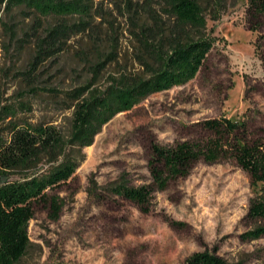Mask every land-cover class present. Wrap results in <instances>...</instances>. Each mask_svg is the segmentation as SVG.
<instances>
[{
    "label": "rangeland",
    "instance_id": "obj_1",
    "mask_svg": "<svg viewBox=\"0 0 264 264\" xmlns=\"http://www.w3.org/2000/svg\"><path fill=\"white\" fill-rule=\"evenodd\" d=\"M128 1L102 0L96 20L101 36L120 38L122 60L109 68L113 72L133 66ZM132 1L135 6L143 2ZM227 3L221 18L208 19L215 44L197 77L150 95L103 127L74 176L49 192L64 201L58 220L50 219L46 206H35L31 247L19 264H184L205 251L229 264H264V238H243L264 224L248 217L251 178L231 159L199 161L188 177L154 193L149 213L112 191L119 181L151 185L153 145L203 142L210 135L202 126L206 120H245L251 137H264V16L250 11V0ZM34 18L24 6L0 7V111L15 106L22 122L55 124L68 136L73 109H67L63 93L93 76L69 51L42 65L32 85L38 91H32L20 74L35 55L36 37L27 36ZM55 22L43 20L46 26ZM108 77L96 85L103 89ZM44 88L56 89L59 96ZM17 179L0 177V184Z\"/></svg>",
    "mask_w": 264,
    "mask_h": 264
},
{
    "label": "trees",
    "instance_id": "obj_2",
    "mask_svg": "<svg viewBox=\"0 0 264 264\" xmlns=\"http://www.w3.org/2000/svg\"><path fill=\"white\" fill-rule=\"evenodd\" d=\"M101 2L0 0V7L24 6L35 14L27 33L36 37L35 55L29 69L20 74L29 86L34 85L44 63L69 51L93 76L87 84L63 93L67 109H73L68 136L55 124L22 122L17 119L15 106H4L0 111V177H18L0 184V264H19L27 255L31 247L29 224L36 205L46 206L50 219L60 218L64 201L49 192L74 176L86 159L84 150L94 144L107 123L150 95L183 86L197 77L215 44L208 33V19L218 20L228 7L227 0H143L136 6L128 1L134 28L128 36V53L133 66L113 72L109 68L120 66L122 60L121 43L118 36L100 35L96 20L102 16ZM250 11L264 16V0H250ZM46 18L56 22L46 26ZM106 73L109 77L101 89L96 82ZM43 90L59 96L56 89ZM202 126L210 134L203 142L153 145L151 185L133 187L119 181L113 193L149 213L154 193L165 191L174 180L188 177L199 161L231 159L251 178L254 197L248 217L264 220V137H251L245 120L209 119ZM243 238H264V224ZM184 264L229 263L205 251L193 254Z\"/></svg>",
    "mask_w": 264,
    "mask_h": 264
}]
</instances>
